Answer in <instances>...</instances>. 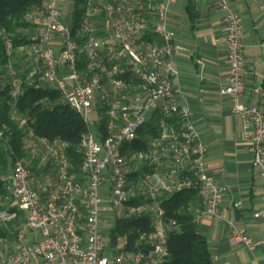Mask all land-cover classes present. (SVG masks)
<instances>
[{
    "label": "built area",
    "instance_id": "built-area-1",
    "mask_svg": "<svg viewBox=\"0 0 264 264\" xmlns=\"http://www.w3.org/2000/svg\"><path fill=\"white\" fill-rule=\"evenodd\" d=\"M64 0H37L29 18L36 32L28 40L27 85L49 86L85 126L78 167L60 139L29 132L32 154L48 165L39 178L28 161L17 159L0 177V222L24 213L14 237H0V264H163L168 256L165 198L196 193L192 215L214 220L224 186L208 172L207 146L173 84L175 31L169 24L176 0H84L73 21ZM228 76L221 92L242 122V141L262 181L264 196V105L242 101L247 73L239 13L217 0ZM10 48V42H5ZM8 71L13 74L9 64ZM13 79V95H18ZM264 97L262 85L252 89ZM3 130L0 128V137ZM149 218L134 249L113 244L115 222ZM264 217V211L254 213ZM113 221L112 224H109ZM229 241L249 250L264 247L228 221Z\"/></svg>",
    "mask_w": 264,
    "mask_h": 264
},
{
    "label": "crops",
    "instance_id": "crops-1",
    "mask_svg": "<svg viewBox=\"0 0 264 264\" xmlns=\"http://www.w3.org/2000/svg\"><path fill=\"white\" fill-rule=\"evenodd\" d=\"M239 13L244 32L246 65L242 101L264 105L252 89L264 81V0H227ZM189 8L194 11L192 18ZM222 11L217 0H176L170 8L169 24L175 31L173 64L178 74L173 84L191 109V118L207 146L208 172L225 188L221 220L203 215L198 221L208 241L212 264H264V247L249 250L229 241L228 221L251 237L264 235L262 181L252 156L242 141V122L231 112V103L221 92L228 76L221 28ZM12 57L22 72L25 59Z\"/></svg>",
    "mask_w": 264,
    "mask_h": 264
},
{
    "label": "trees",
    "instance_id": "trees-1",
    "mask_svg": "<svg viewBox=\"0 0 264 264\" xmlns=\"http://www.w3.org/2000/svg\"><path fill=\"white\" fill-rule=\"evenodd\" d=\"M84 0H73L71 15L75 23ZM37 5V0H0V177L10 171L13 162L24 158L35 176H51L48 165L40 162L30 151L29 132L36 137L60 139L67 144L66 153L78 167L81 161L79 138L85 126L81 117L59 100V93L49 86L27 85L25 76L27 64L22 65V72L11 58L22 53L27 56L30 44L28 38L33 35L35 23L29 16ZM191 17L194 11L189 8ZM10 42V48L5 42ZM11 65V74L7 67ZM18 79V95H13V79ZM264 88V81L262 83ZM0 191L3 184L0 182ZM196 204L194 191H183L163 200L167 222L174 221L168 234V256L163 264H212L211 250L207 239L200 232L194 220L192 210ZM3 206L0 205V210ZM9 210L17 216L0 222V237H14L15 228L24 221V213L16 206ZM149 218H126L115 222L111 232V241L115 244L119 237H127L126 249H134L142 231L149 228Z\"/></svg>",
    "mask_w": 264,
    "mask_h": 264
},
{
    "label": "rangeland",
    "instance_id": "rangeland-1",
    "mask_svg": "<svg viewBox=\"0 0 264 264\" xmlns=\"http://www.w3.org/2000/svg\"><path fill=\"white\" fill-rule=\"evenodd\" d=\"M62 4H63L62 11L65 12L64 13V18L67 21L69 19V16H70L69 12H70L71 7L73 5V0H64ZM18 56H21V54L18 53ZM10 60H11V64H12L13 63L12 58ZM1 70H2V67L0 66V71ZM1 82L2 81L0 80V85H1ZM112 223H113V221L109 222V224H112ZM123 240H124V238L122 236L119 237V246H122Z\"/></svg>",
    "mask_w": 264,
    "mask_h": 264
}]
</instances>
